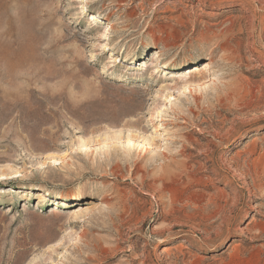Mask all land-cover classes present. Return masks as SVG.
I'll return each instance as SVG.
<instances>
[{
    "label": "rangeland",
    "instance_id": "374dc122",
    "mask_svg": "<svg viewBox=\"0 0 264 264\" xmlns=\"http://www.w3.org/2000/svg\"><path fill=\"white\" fill-rule=\"evenodd\" d=\"M262 28L264 0H0V264H264Z\"/></svg>",
    "mask_w": 264,
    "mask_h": 264
},
{
    "label": "bare ground",
    "instance_id": "6f19581e",
    "mask_svg": "<svg viewBox=\"0 0 264 264\" xmlns=\"http://www.w3.org/2000/svg\"><path fill=\"white\" fill-rule=\"evenodd\" d=\"M262 29H264V28H262ZM260 33L261 34L259 36V43L258 44H259V47H262L261 48L262 51H264V37H262V32H260ZM260 54H261L260 57L264 58V52H260ZM160 60H161V56L155 54L152 62L158 63ZM171 63H175V60H173ZM16 106H17V103L12 105V107H16ZM78 179L85 180V181L89 180L87 177H79Z\"/></svg>",
    "mask_w": 264,
    "mask_h": 264
}]
</instances>
